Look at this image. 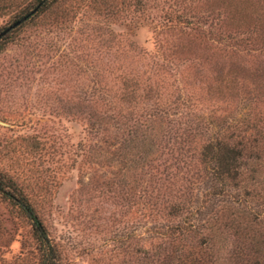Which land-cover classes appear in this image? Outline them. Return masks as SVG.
<instances>
[{
  "label": "rangeland",
  "instance_id": "1",
  "mask_svg": "<svg viewBox=\"0 0 264 264\" xmlns=\"http://www.w3.org/2000/svg\"><path fill=\"white\" fill-rule=\"evenodd\" d=\"M84 5L0 45V264H232L230 213L259 212L248 226L264 235V0ZM218 132L247 146L226 184L259 196L239 207L207 196Z\"/></svg>",
  "mask_w": 264,
  "mask_h": 264
},
{
  "label": "trees",
  "instance_id": "2",
  "mask_svg": "<svg viewBox=\"0 0 264 264\" xmlns=\"http://www.w3.org/2000/svg\"><path fill=\"white\" fill-rule=\"evenodd\" d=\"M68 1H71V3L63 8ZM84 2H87L88 7L94 8L100 14H110L113 9V0H0V16L7 17L10 20V25L25 16L28 17L26 22L35 21L37 23L41 22L42 24L50 25L63 22L68 16L71 17L75 15L77 10H81L80 8L85 6ZM19 26L5 35L0 40V45L6 42L8 38L12 37L19 29ZM219 132L214 133L212 138L208 139L203 146V155L206 159V163L210 166L208 188L211 191L207 196L211 195L213 198H221L216 200L213 204L215 206L236 202L235 204L239 207L242 205V202L252 201L259 196L257 193H254V191L247 192L244 190L241 192L240 196L244 195L246 197L245 199H241L242 201L240 202L239 199H234L236 194L232 195L226 184V181H235L242 177V172H240L238 166H241L242 159L244 155H246L245 151L247 146L242 142L244 137L233 141V143H229L225 141L227 138L222 136L218 137ZM238 137L240 136L237 135L236 138ZM148 144V142H145V145ZM248 151L247 149V152ZM238 186L237 183L231 185L234 189ZM5 190V187L0 183V194L4 197L9 196ZM15 204L22 213L30 219L34 236L40 244L41 249L51 252L52 246L46 235V231L32 207L26 202L17 200ZM247 212L248 215L245 211L237 213V215L230 213L224 220V225L230 227L234 232V236L236 235V237L241 240L240 246H237L234 250V261L232 264H264V235L259 234L256 230L251 229V226H248L249 220L250 222H255V224L261 221L257 220L260 213L257 211L251 213L250 210ZM216 218L217 217H211L209 219L214 220ZM184 228L185 227L179 225L168 226L171 232L177 230L176 232H180V234L184 231ZM185 230L187 229L185 228ZM249 246H253V253L246 252ZM203 254V252L199 253L198 259L183 257L177 258L174 262H168L166 264H216L211 260L204 261L202 259Z\"/></svg>",
  "mask_w": 264,
  "mask_h": 264
},
{
  "label": "water",
  "instance_id": "3",
  "mask_svg": "<svg viewBox=\"0 0 264 264\" xmlns=\"http://www.w3.org/2000/svg\"><path fill=\"white\" fill-rule=\"evenodd\" d=\"M28 17L25 16L22 19L14 22L12 25L8 26L7 28H5L4 30H2L0 32V40L6 35L8 34L11 30H13L15 27L19 26L21 23H23Z\"/></svg>",
  "mask_w": 264,
  "mask_h": 264
}]
</instances>
